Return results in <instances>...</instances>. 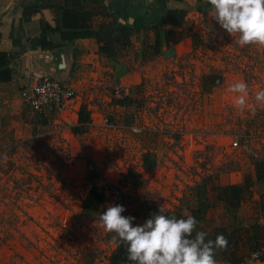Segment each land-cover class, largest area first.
<instances>
[{
    "label": "rangeland",
    "instance_id": "374dc122",
    "mask_svg": "<svg viewBox=\"0 0 264 264\" xmlns=\"http://www.w3.org/2000/svg\"><path fill=\"white\" fill-rule=\"evenodd\" d=\"M210 10L195 18L196 28L187 14L180 28L152 22L163 37L168 33L171 44L161 46L151 77L140 84L131 77L139 70L134 46L120 50L115 61L74 59L68 81L59 80L81 94L83 106L90 105L86 111L94 118L88 125L39 119L20 101L18 83L5 86L6 99L0 103V264L103 261L112 248L109 233L95 223L98 215L83 214L82 200L90 184L120 185L121 173L140 170L149 149L157 151L158 170L142 176V193L127 196L122 215L136 211L141 224L143 213L149 219L164 204L165 211L180 214L198 210L207 231L259 224L264 232V166L256 174V166L264 165V107L239 112L226 91L241 79L250 93L264 87V48H240L209 16ZM181 38H190L192 45L177 52L174 45ZM209 74L221 84L204 90L203 78ZM127 89L128 96L118 98L116 91L124 95ZM249 100L253 102L251 96ZM99 116L124 127L136 117L148 130L142 135L106 131ZM180 132L194 136L190 164L180 158ZM234 141L235 149L230 146ZM89 160L96 170L88 169ZM246 183L239 205L228 207L218 200L216 185ZM215 259L222 264L219 251Z\"/></svg>",
    "mask_w": 264,
    "mask_h": 264
},
{
    "label": "trees",
    "instance_id": "16d2710c",
    "mask_svg": "<svg viewBox=\"0 0 264 264\" xmlns=\"http://www.w3.org/2000/svg\"><path fill=\"white\" fill-rule=\"evenodd\" d=\"M107 0H57L55 3L41 2V7L57 8L60 11V25L51 26L48 22L41 20V34L36 40L38 49L52 50L69 45L77 39L92 38L95 39L98 46V53L110 60H117L118 53L121 49L130 46V38L134 36L137 29L141 25L137 23L134 27L122 24L116 16L109 11L106 5ZM39 5H34L33 9L41 8ZM206 8H210L206 4ZM198 7L199 12L207 10ZM184 14L177 10H168L167 17L163 24L168 22L176 26L183 23ZM23 20L24 17H23ZM159 28L156 26L155 43L153 45V54H159L162 46L161 40L167 43L169 40L168 33L163 37ZM17 43V42H16ZM13 55L5 51H0V83L9 82L11 80V70L9 67L10 61L13 60ZM220 79H216L213 75H206L203 78L202 87L204 90L219 86ZM123 100V99H121ZM123 101H118L117 104H122ZM90 118L87 114L86 107L82 106L79 112V126L87 125ZM79 130V128H77ZM153 149L145 151L142 165L147 169H155L157 160L153 156ZM263 164L256 166V174L259 175ZM260 177H257L259 180ZM120 185L139 186L142 182V177L139 173L127 171L120 174ZM248 183L244 185H216V196L218 200L223 202L228 207H235L240 204L242 195L246 191ZM104 186L99 183L89 185L86 195L84 196L81 209L86 217L92 218L94 215H100L105 209L102 208L104 201ZM169 216L183 218L184 214L175 211H165ZM191 214L197 220V230L206 232L207 239L215 240L218 235H222L227 244L224 248L217 249L220 252L222 264H241L253 251L261 247L264 239V232L261 230L262 225L255 224L248 227H238L228 230L224 227H216L213 231H207L202 227V216L198 210H192ZM134 217L133 226L139 223V214L135 211L131 215ZM148 215L143 213L140 216L141 221H146ZM99 220V219H98ZM111 239V234H109ZM262 244V245H261ZM255 247V248H254ZM105 264H131L127 260L126 247L121 244L116 245L114 251L109 255L108 261Z\"/></svg>",
    "mask_w": 264,
    "mask_h": 264
},
{
    "label": "crops",
    "instance_id": "0c3cea01",
    "mask_svg": "<svg viewBox=\"0 0 264 264\" xmlns=\"http://www.w3.org/2000/svg\"><path fill=\"white\" fill-rule=\"evenodd\" d=\"M56 1L57 0H0V51L12 54L14 58L9 64L11 80L9 82L0 83V103L6 99V93L3 92L5 86L18 83L20 87L23 74L28 71L37 75L54 77L56 79L60 77L68 81L70 71L74 68V59L100 57L108 61L106 57L98 53L97 43L95 39L92 38L77 39L67 46L52 50L42 51L37 48L36 40L41 34V20L48 22L51 26L60 25V11L57 8L41 7L40 4L41 2L55 3ZM185 2H191L190 7H188ZM105 3L109 11L116 16L120 23L133 27L137 23L141 25L134 36L130 38V46L128 47L134 46L138 51L137 68H139V70L133 72L131 76L134 84H140L143 78L149 79L151 77V63L154 60L157 61L160 59V55L163 54L162 52L153 54L156 26H152V22H154V24L162 22L163 24L164 19L167 17V11L177 10L184 14L183 23L180 26H176L169 22L163 25L172 28H180L185 24L187 18L185 16L186 14L194 19L200 18L203 12H199L197 8L202 7L207 9V2L205 0H107ZM34 5H39L41 8L33 9L32 7ZM208 6L211 8L209 4ZM158 13L160 14V18L156 20ZM23 17L25 20H23ZM143 34L149 35L151 38L148 39L143 37ZM161 44L170 45V39L167 43L162 41ZM191 45L192 40L190 38H181L175 43L174 47L177 52H180V47ZM86 107L87 110L90 109V105H86ZM151 151L153 154L157 153L154 149ZM157 170L158 161L155 169L141 167V169L136 172L140 175L142 174L141 177H144L146 173L152 175V173H156ZM146 179L151 180L152 177L148 176ZM100 184L105 186L111 183L105 181ZM133 188V193L136 191L142 193L140 186H133ZM109 204H112L111 201H107V198H104L102 208L106 210ZM95 223L99 224V220L95 221ZM111 244V252L108 253L107 256L101 258L103 261H99V264H105L108 261L109 255L116 248V244L112 242Z\"/></svg>",
    "mask_w": 264,
    "mask_h": 264
},
{
    "label": "clouds",
    "instance_id": "9594fccd",
    "mask_svg": "<svg viewBox=\"0 0 264 264\" xmlns=\"http://www.w3.org/2000/svg\"><path fill=\"white\" fill-rule=\"evenodd\" d=\"M206 2L211 6L209 16L233 38V43L240 48H264V0ZM226 91L232 94L233 106L239 112L254 113L257 107H264V87L250 93L248 84L241 79ZM125 211L121 205H107L99 215V227L111 234L112 243L126 247L131 264H217L216 250L227 244L222 235L207 239L208 234L197 230L198 222L189 213L183 218L167 215L164 204L158 213L136 226L134 217L122 215Z\"/></svg>",
    "mask_w": 264,
    "mask_h": 264
},
{
    "label": "built area",
    "instance_id": "2783aa9c",
    "mask_svg": "<svg viewBox=\"0 0 264 264\" xmlns=\"http://www.w3.org/2000/svg\"><path fill=\"white\" fill-rule=\"evenodd\" d=\"M193 25L196 28L199 26V21L194 19ZM18 95L22 104L39 119H53L56 123L61 122L67 126L78 123L79 112L83 106L81 94L73 87L63 85L59 79L37 75L28 71L23 74ZM116 95H119L118 98L124 99L128 96V91L125 90L124 95H122V91H116ZM90 116L93 120V113ZM99 122L106 131L126 129L131 135H142L148 130V126L141 125L136 117L129 127L117 125L106 116H99ZM90 125L93 126L95 123L92 122ZM193 137V134L178 133V142L184 141L180 146V158L184 164H190L193 161V154L196 150ZM230 146L235 149L238 146V141H234ZM87 167L89 170H96L95 161L89 160ZM133 189L131 185L107 184L104 186V198H110L113 205H121L125 208L126 198ZM254 253L257 255L254 256ZM107 254L104 256H107ZM253 263L264 264V245L253 251L241 264Z\"/></svg>",
    "mask_w": 264,
    "mask_h": 264
}]
</instances>
